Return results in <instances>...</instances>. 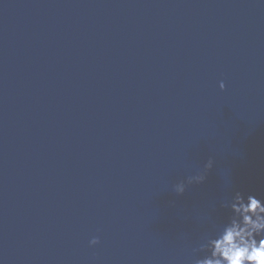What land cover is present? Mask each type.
Wrapping results in <instances>:
<instances>
[{
    "label": "water",
    "instance_id": "obj_1",
    "mask_svg": "<svg viewBox=\"0 0 264 264\" xmlns=\"http://www.w3.org/2000/svg\"><path fill=\"white\" fill-rule=\"evenodd\" d=\"M236 191L264 199V0H0V264H191Z\"/></svg>",
    "mask_w": 264,
    "mask_h": 264
},
{
    "label": "clouds",
    "instance_id": "obj_2",
    "mask_svg": "<svg viewBox=\"0 0 264 264\" xmlns=\"http://www.w3.org/2000/svg\"><path fill=\"white\" fill-rule=\"evenodd\" d=\"M219 87L223 90L225 84ZM213 163L210 158L204 172L175 184L173 190L182 194L186 184L202 183ZM223 207L230 208V217L203 235L192 249L191 264H264V199L236 191ZM98 243V237L89 241L90 246Z\"/></svg>",
    "mask_w": 264,
    "mask_h": 264
}]
</instances>
